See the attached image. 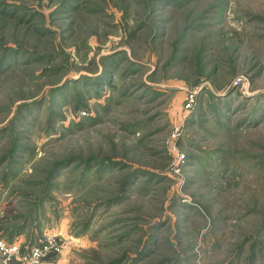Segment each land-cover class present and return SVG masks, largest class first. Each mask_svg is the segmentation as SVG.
<instances>
[{"label": "rangeland", "instance_id": "1", "mask_svg": "<svg viewBox=\"0 0 264 264\" xmlns=\"http://www.w3.org/2000/svg\"><path fill=\"white\" fill-rule=\"evenodd\" d=\"M25 220L43 264H264V0H0L1 238Z\"/></svg>", "mask_w": 264, "mask_h": 264}, {"label": "built area", "instance_id": "2", "mask_svg": "<svg viewBox=\"0 0 264 264\" xmlns=\"http://www.w3.org/2000/svg\"><path fill=\"white\" fill-rule=\"evenodd\" d=\"M243 82V79H238L235 82L237 89L244 87ZM195 98L196 92L190 93L189 99H187L188 106L186 108L190 112L195 105ZM175 133H179L178 128ZM175 165L178 168V163ZM27 248L22 250V244L9 243L0 236V264H43L47 257L60 249V242L57 236H44L37 244Z\"/></svg>", "mask_w": 264, "mask_h": 264}, {"label": "trees", "instance_id": "3", "mask_svg": "<svg viewBox=\"0 0 264 264\" xmlns=\"http://www.w3.org/2000/svg\"><path fill=\"white\" fill-rule=\"evenodd\" d=\"M113 65H114V63H111V64H108V67H113ZM107 67V66H106ZM107 67V68H108ZM109 69V68H108ZM108 69H105L104 71H105V73H107V70ZM119 73H117V75H118ZM59 90V89H58ZM4 159H7L8 161H9V159L10 158H4ZM3 159V160H4ZM6 160V161H7ZM65 163H67V162H59V163H57L56 164V166L54 167V169H53V171H52V177L53 176H55L56 175V173H58V171L60 170V168L65 164ZM99 168V167H98ZM100 169V168H99ZM99 169H97V172L98 173H102V172H99L100 170ZM103 174V173H102ZM134 172H131L129 175H128V177H126V179H125V181L123 182V186H122V191H125V190H127L130 186H131V183H132V181H133V178H134ZM52 183V179H50V184ZM33 221V220H32ZM25 222H26V220L24 221V224H23V226H21V227H18L17 228V230H15V228H14V230H12V231H9L8 233L10 234H5V235H7V240H9V241H12L16 236L15 235H19V236H21L22 234H24L25 232H24V228H25V226H26V224H25ZM14 232H16V233H14ZM1 237H2V235H0ZM12 242H15V241H12ZM38 243V242H37ZM37 243H35V244H37ZM34 245V244H33ZM32 246V245H31Z\"/></svg>", "mask_w": 264, "mask_h": 264}, {"label": "crops", "instance_id": "4", "mask_svg": "<svg viewBox=\"0 0 264 264\" xmlns=\"http://www.w3.org/2000/svg\"><path fill=\"white\" fill-rule=\"evenodd\" d=\"M22 237V236H21Z\"/></svg>", "mask_w": 264, "mask_h": 264}]
</instances>
